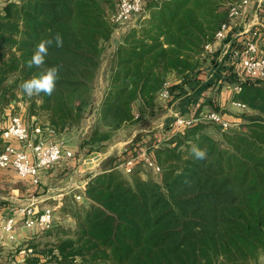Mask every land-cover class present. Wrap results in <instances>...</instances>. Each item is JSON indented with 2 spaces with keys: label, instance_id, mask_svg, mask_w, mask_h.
<instances>
[{
  "label": "trees",
  "instance_id": "obj_1",
  "mask_svg": "<svg viewBox=\"0 0 264 264\" xmlns=\"http://www.w3.org/2000/svg\"><path fill=\"white\" fill-rule=\"evenodd\" d=\"M119 1L0 0V134L10 121L6 110L19 103L57 135L92 117L79 144L87 155L175 103L198 121L171 128L160 141L140 134L122 157H109L87 177L82 201L76 193L63 199L59 217L30 242L33 253L20 264H264V80L241 78L238 61L221 57V49L205 51L242 0H146L116 44L98 101L94 88L117 31ZM258 31L264 47V28ZM56 33L63 47H49L43 68H27L37 44ZM56 66L51 97L30 98L19 88ZM172 73L179 82L165 102L160 93ZM226 85L241 89L232 100L247 109L242 122L223 129L202 115L220 113L209 95ZM193 144L206 150L205 159L193 157ZM144 150L161 168L158 179L144 177L140 161L130 177L122 172Z\"/></svg>",
  "mask_w": 264,
  "mask_h": 264
},
{
  "label": "built area",
  "instance_id": "obj_2",
  "mask_svg": "<svg viewBox=\"0 0 264 264\" xmlns=\"http://www.w3.org/2000/svg\"><path fill=\"white\" fill-rule=\"evenodd\" d=\"M252 0H242L233 5L229 11V18L222 25L216 35L215 44L224 43L236 32L239 38L237 46L229 50L233 60L238 61L242 68L244 78L264 80V47L259 41L257 26H246ZM146 0H120L113 18V22L127 28L133 20L145 12ZM215 44L206 46V53L212 54ZM172 83L166 81L163 85L160 97L163 101L171 99ZM235 91L241 89L235 87ZM233 106L246 110L247 106L241 102H233ZM202 119L214 122L223 129L233 126L224 116L216 111L206 112ZM198 120L193 117L177 115L173 124L174 131L191 127ZM1 137L4 141L3 150L0 152V170L13 169L20 179L27 180L33 185H39L41 179L50 169L60 165L68 159L74 158V152L64 147L57 137L56 131L49 125L40 123L30 124L21 114L13 115L3 130ZM143 162L144 166L151 169L159 176L161 168L149 156L147 151H141L132 159L121 165L126 173H131L136 162ZM81 201L82 195H76ZM55 208L46 207L38 210L35 205L23 206L17 209L16 215L5 218L0 214V243L6 235L10 240H15V227L20 220L25 228H39L49 230L54 222ZM25 257L33 253L31 248H25L20 252Z\"/></svg>",
  "mask_w": 264,
  "mask_h": 264
},
{
  "label": "crops",
  "instance_id": "obj_3",
  "mask_svg": "<svg viewBox=\"0 0 264 264\" xmlns=\"http://www.w3.org/2000/svg\"><path fill=\"white\" fill-rule=\"evenodd\" d=\"M264 14V0H252L249 15L247 17L246 26H257V28H264L263 18L262 15ZM239 38L234 32L226 42L218 43L215 46V51L221 49L223 57L225 53L229 50L235 49L237 46ZM237 71L241 74L242 68L239 64H237ZM244 75L241 74V78ZM168 81L172 83V85L179 82L178 78L175 74H169ZM235 91V86L233 85H226L221 90L220 94H216L215 92L210 93V97H214L217 105L220 107V113L224 116L226 120L231 122L232 124H237L242 122V114L244 113L243 110L238 109L237 107L233 106V94ZM177 103L173 104L169 109L166 110L165 116L162 117L159 121L158 127L162 128L164 124H166L164 117H169L174 119L177 115H182L181 111L177 107ZM18 112L21 113L22 116L26 119V121L30 124L37 123L36 117H28L27 114V105L24 103H19L14 108H8L6 110V115L8 120ZM163 115V114H162ZM159 118V117H158ZM8 122V121H7ZM48 124V123H46ZM169 124V122H168ZM171 124V123H170ZM6 125V122H5ZM171 126V125H169ZM160 131V130H159ZM158 131V132H159ZM149 131L145 125H140V127L136 128L133 132L130 140L128 143L133 141V139L140 134H147ZM66 135H57L56 139L61 142V139L64 138ZM63 144V143H62ZM64 147L70 148L67 144H63ZM4 141L0 134V152L3 150ZM79 149V145H78ZM80 151V149H79ZM102 161L99 156H96L94 159L87 160L85 162L84 167L78 168V172H81L83 176V180L79 185L71 184L67 187V190L63 189H51L45 188L41 186V184H46L44 179H41L40 185H33L27 180L20 179L16 172L13 169H6L0 170V214L5 217H12L16 215L17 209L23 206L35 205L38 210H41L46 207H50L47 203L49 200V196H47L50 192H56L57 194L52 197L57 204V208H60L63 205L62 197H65L70 192L84 191L87 183H88V176L92 174H97L100 172L98 167L101 165ZM53 185V184H52ZM42 187V189L40 188ZM62 201V202H61ZM44 231L39 228H25L20 220L17 221V225L15 227V240H10L6 235H4L2 242L0 243V264H20L21 260L24 258L23 255L20 253L23 249L29 248L30 242L35 239L39 238Z\"/></svg>",
  "mask_w": 264,
  "mask_h": 264
},
{
  "label": "rangeland",
  "instance_id": "obj_4",
  "mask_svg": "<svg viewBox=\"0 0 264 264\" xmlns=\"http://www.w3.org/2000/svg\"><path fill=\"white\" fill-rule=\"evenodd\" d=\"M138 18L139 17L135 18L133 20V23H131L130 26L127 28H125V27L123 28L122 26L117 27V31L115 33V36L112 39L111 45L108 47L106 54L104 56L103 64H102L101 70L99 72V77H98V80L95 84L94 93H95V97L98 101H100L102 94H103V91H104V88H105V84H106L105 82H106V78L108 76L109 68H110V61H111V58H112L113 53L115 51L116 44L120 40L123 31L124 30L127 31L133 25H135V23L138 21L137 20ZM165 114L166 113L162 112L159 114V116H158L159 118L156 117L153 119H147L143 123H141L142 125H145L147 127V130L149 131L146 134L148 136L149 140L151 139V135H155V138L160 141L161 139H163L164 136H166L167 131H169L172 128V126H169V125L173 124L175 118L172 119L169 117L163 118L165 120L166 124H164V126L162 128L161 127L156 128V127H158L157 125L159 124V121H162L161 120L162 117H160V116H165ZM180 116H182V115H180ZM168 122H169V124H168ZM92 124H93V118L90 117L84 121L81 129L77 128L73 131L72 134L66 135L64 138L61 139L60 143L61 144L63 143L65 145L67 144L70 147V149L75 153L74 154L75 156L71 160V162H69L67 165L63 164L64 163L63 162L61 165H58V166L50 169L48 172H46L44 174V176L42 177V179H44V181H45V183H47V185L43 183V184H41L42 187L45 186V188L46 187L51 188V189L55 188L57 190L64 188L65 190H67V187L71 184L79 185L83 180V176L86 175L87 172H85L84 175H81L82 171H80V173H79L78 168L84 167L85 162L87 160L94 159L96 156H99L101 161H102L101 165L98 167V169L101 172L106 166H108L107 162H108L109 157H114L115 159L116 158L118 159L119 157H122L125 154V152L127 151V149L130 148L131 143H132V141L130 143H128V141L130 140V138H131L133 132L136 130V128L140 127V124H138V125L133 124L130 127H126L122 130H119L118 132H115L112 141L110 143H108L107 147L102 152H95L91 155H87L85 153V151H79L78 145L80 144L81 139L84 137V135L87 133V131H90V127L92 126ZM137 137H138V135L135 138H137ZM142 170H143L142 172L144 174V177L147 174V175H152L153 177L158 179L157 175H155L154 172L152 170L148 169L147 167L144 166L142 168ZM122 172L126 176L130 177V175H129L130 173H126L123 168H122ZM42 187H40V188L42 189ZM57 190H56V192L52 191V192L47 194V196L50 197L49 200L47 201V203L50 207L55 208V215H56V211L58 212V210L60 209V208L56 207L58 203H56L55 200L52 198L58 193ZM80 190L81 189H78V191L70 192L69 194H72V193L79 194L78 192H81ZM65 197L61 198L62 201ZM56 216L59 217V214L57 213Z\"/></svg>",
  "mask_w": 264,
  "mask_h": 264
},
{
  "label": "clouds",
  "instance_id": "obj_5",
  "mask_svg": "<svg viewBox=\"0 0 264 264\" xmlns=\"http://www.w3.org/2000/svg\"><path fill=\"white\" fill-rule=\"evenodd\" d=\"M53 44L58 48L63 47V37L59 33H56L52 38L43 39L37 44L33 55L26 62L27 68H43L49 47ZM58 72L59 66L44 69L39 74H34L32 78L23 81L19 88L30 98L33 96L40 97L41 94L51 97L56 88ZM191 154L197 160H203L207 155L206 150L195 144L192 145Z\"/></svg>",
  "mask_w": 264,
  "mask_h": 264
},
{
  "label": "water",
  "instance_id": "obj_6",
  "mask_svg": "<svg viewBox=\"0 0 264 264\" xmlns=\"http://www.w3.org/2000/svg\"><path fill=\"white\" fill-rule=\"evenodd\" d=\"M100 158V157H99Z\"/></svg>",
  "mask_w": 264,
  "mask_h": 264
}]
</instances>
